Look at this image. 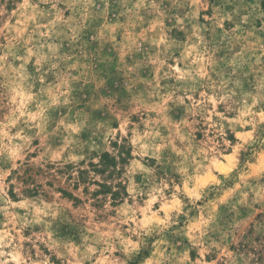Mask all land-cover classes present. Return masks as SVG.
I'll return each instance as SVG.
<instances>
[{
    "label": "clouds",
    "instance_id": "clouds-1",
    "mask_svg": "<svg viewBox=\"0 0 264 264\" xmlns=\"http://www.w3.org/2000/svg\"><path fill=\"white\" fill-rule=\"evenodd\" d=\"M0 264H264V0H0Z\"/></svg>",
    "mask_w": 264,
    "mask_h": 264
},
{
    "label": "rangeland",
    "instance_id": "rangeland-1",
    "mask_svg": "<svg viewBox=\"0 0 264 264\" xmlns=\"http://www.w3.org/2000/svg\"><path fill=\"white\" fill-rule=\"evenodd\" d=\"M101 67L103 68V65H101ZM115 83H116L115 78H112V79L109 80V84H110V85L114 86ZM112 163H113V161H110V164H112ZM99 171H100V170H99ZM103 171H104V170H103ZM103 171H101V172H103ZM105 188H106V191H107V186H105Z\"/></svg>",
    "mask_w": 264,
    "mask_h": 264
},
{
    "label": "trees",
    "instance_id": "trees-1",
    "mask_svg": "<svg viewBox=\"0 0 264 264\" xmlns=\"http://www.w3.org/2000/svg\"><path fill=\"white\" fill-rule=\"evenodd\" d=\"M110 161H112V160H110V159L108 158L107 154H105L103 162L105 163V166H106V167H107L108 165H110ZM100 171H103V169H100Z\"/></svg>",
    "mask_w": 264,
    "mask_h": 264
}]
</instances>
